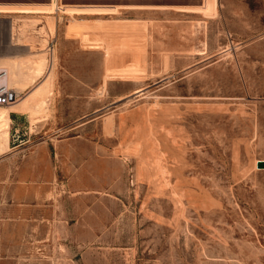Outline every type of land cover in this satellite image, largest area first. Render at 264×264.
<instances>
[{
  "label": "rangeland",
  "instance_id": "obj_1",
  "mask_svg": "<svg viewBox=\"0 0 264 264\" xmlns=\"http://www.w3.org/2000/svg\"><path fill=\"white\" fill-rule=\"evenodd\" d=\"M0 52L46 58L19 99L51 71L11 113L0 264H264V0H0Z\"/></svg>",
  "mask_w": 264,
  "mask_h": 264
},
{
  "label": "bare ground",
  "instance_id": "obj_2",
  "mask_svg": "<svg viewBox=\"0 0 264 264\" xmlns=\"http://www.w3.org/2000/svg\"><path fill=\"white\" fill-rule=\"evenodd\" d=\"M15 33V23L12 20L8 31L9 42L12 46H23L21 43H15ZM17 39L19 40V38ZM46 65L47 61L45 56L34 58L31 56L29 59L17 60L14 56L0 52V69L4 68L7 70V85L19 94L25 89V85L34 83L44 73L47 67ZM50 76L51 71L49 70L46 80L26 94L25 97L18 99L16 103L10 106H0V155L5 154L9 150L12 122L11 113L19 114L29 112L34 114L43 109L45 103L48 101L47 97L49 92H51Z\"/></svg>",
  "mask_w": 264,
  "mask_h": 264
},
{
  "label": "built area",
  "instance_id": "obj_3",
  "mask_svg": "<svg viewBox=\"0 0 264 264\" xmlns=\"http://www.w3.org/2000/svg\"><path fill=\"white\" fill-rule=\"evenodd\" d=\"M7 70L0 69V106H10L18 101L19 93L7 85Z\"/></svg>",
  "mask_w": 264,
  "mask_h": 264
},
{
  "label": "crops",
  "instance_id": "obj_4",
  "mask_svg": "<svg viewBox=\"0 0 264 264\" xmlns=\"http://www.w3.org/2000/svg\"><path fill=\"white\" fill-rule=\"evenodd\" d=\"M25 5L27 7H30V8H46V7H49L51 6V2H47V3H37V2H32V3H25ZM23 15H27V16H31V17H42V18H50V19H55L56 21V31H57V34H58V23H59V16H58V13L55 11V12H28V13H22Z\"/></svg>",
  "mask_w": 264,
  "mask_h": 264
}]
</instances>
